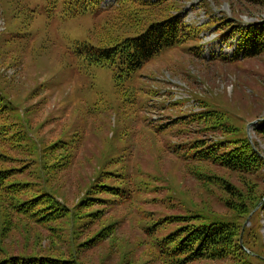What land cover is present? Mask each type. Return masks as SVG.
<instances>
[{"label":"rangeland","instance_id":"374dc122","mask_svg":"<svg viewBox=\"0 0 264 264\" xmlns=\"http://www.w3.org/2000/svg\"><path fill=\"white\" fill-rule=\"evenodd\" d=\"M115 1L100 0L94 12L64 16V9L52 7L48 0H0V90L12 101L18 121L27 126L33 142L43 147L63 139L76 146L73 164L52 179V189L59 200L74 205L87 193L84 187L96 180L100 167L116 172L112 174L116 180L104 174L102 181L119 183L130 190L143 174L159 173L171 182V188L168 197L164 192L162 199L148 207L151 216L197 210L207 216L232 219L233 211L223 201L227 192L202 183L190 170L200 164L242 190H247L245 182L251 179L259 193L264 190V165L252 173H239L211 162H184L176 159L173 151L175 145L197 138L232 140L246 136L264 158V137L253 129L264 119V53L231 60L241 35L238 29L264 23V0H165L155 5L156 9L167 6V15L179 14L186 25L199 27L197 36L164 49L128 78L124 84L131 95L122 105L112 68L85 71L67 64L73 42L88 39ZM228 19L233 24L226 25ZM223 32L227 37L221 35ZM208 108L225 113L227 122L205 129L210 119L190 121V116ZM160 126H164L161 132ZM234 127L237 130L233 131ZM127 154L129 159L116 162V157L126 158ZM20 155L25 157L27 153ZM96 196L106 203L100 201L92 209L98 212L106 205V211L85 229L94 233L111 222L117 229L112 239L100 240L87 250L77 249L81 261L163 264L154 240L175 225H163L148 235L142 227L144 214L134 212L133 216L126 211L131 210L133 200H110L111 195L102 192ZM263 203L264 195L257 207ZM257 207L243 222L239 242L247 239L244 249L248 253L262 251L264 258V213L259 211L256 216ZM61 223L67 233L70 222ZM246 228L250 230L244 238ZM33 233H41L42 247L35 249L40 252L47 248L48 232L38 227ZM87 234L83 230L78 240ZM11 236L4 240L11 251H31V246L25 248L21 234ZM57 246L66 251L69 243L61 240ZM194 264L215 263L204 259Z\"/></svg>","mask_w":264,"mask_h":264},{"label":"trees","instance_id":"16d2710c","mask_svg":"<svg viewBox=\"0 0 264 264\" xmlns=\"http://www.w3.org/2000/svg\"><path fill=\"white\" fill-rule=\"evenodd\" d=\"M164 1L116 0L108 7L110 13L103 19V23L91 32L88 39L73 42L68 50L70 58L67 64H74L85 71L96 67L112 68L115 72L117 99L122 105L131 95L124 84L128 78L164 49L197 36L199 27L186 25L179 14L167 15L170 11L167 6L155 8V5ZM48 2L52 7L61 6L64 16H75L87 11L94 12L98 9L100 0ZM226 22V25L233 24L229 19ZM232 30H236V26L232 25ZM238 32L241 35L237 39V50L231 56L232 61L239 60L241 56L253 58L264 53V23L240 28ZM227 34L221 33L226 37ZM231 34L232 37L235 36V32ZM17 113L12 101L0 90V264H84L76 254L77 249L87 250L100 240H110L117 229L115 222L102 226L94 233L85 229L86 224L105 214L106 205L98 212L92 209L100 201V204L106 203L96 196L99 192L111 195L110 200H133L129 205L131 210L126 211L129 214H144L143 219L146 221L142 227L148 235L152 236L163 225H175L154 240V247L163 264H194L204 259L215 264H264L262 251L257 254L252 247L253 251L249 250L248 253L244 249L248 240L245 239L243 244L239 242L243 222L256 209L264 195V190L258 193L256 182L246 180L247 190H242L225 177L209 173L200 164H194L195 167L190 171L198 180L217 185L227 192L228 195L223 201L225 207L233 211L232 219L207 216L197 210L163 216L160 214L155 217L147 209L162 199L160 196L164 192L168 197L171 182L166 177L159 173L143 174L135 180L134 187L130 190L119 183L108 184L102 181L104 174L107 178L116 180L112 175L116 172L100 167L96 180L84 187V193H87L79 197L74 205H70L59 200L58 193L51 187V181L73 164L76 155L73 150H76V146L71 140L63 139L40 146L30 139L27 132L29 129L23 122L18 121ZM189 118L191 122L210 119L204 125L205 129H208L206 126L218 128L228 120L222 111L209 108ZM253 129L259 136L264 137V119L255 124ZM163 130L164 126L158 128L160 132ZM234 130H237L236 127ZM12 150L15 152L10 153ZM23 152L27 156H18ZM173 155L176 159L182 158L184 162H211L239 173H252L264 165V158L246 136L232 140L197 138L175 145ZM126 156L116 157V162L117 159L124 162L130 158L128 154ZM257 209L256 216L259 211L264 213V203ZM61 221L70 222L71 228L67 233ZM38 227L45 229L50 237L48 247L40 252L35 247H42L41 233H33ZM83 230L88 234L84 239L78 240L77 237ZM249 230L250 228L245 229L244 238ZM11 233L21 234L26 241L25 248L31 246V251H11L4 241L12 238ZM256 235L260 239L259 233ZM61 240L69 243L66 251L57 246ZM14 244L12 243V248Z\"/></svg>","mask_w":264,"mask_h":264}]
</instances>
